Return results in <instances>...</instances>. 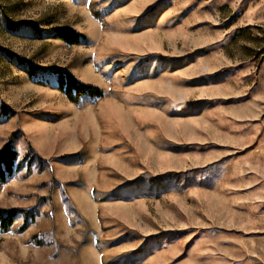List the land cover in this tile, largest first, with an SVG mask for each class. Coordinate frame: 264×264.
<instances>
[{
	"label": "rangeland",
	"instance_id": "374dc122",
	"mask_svg": "<svg viewBox=\"0 0 264 264\" xmlns=\"http://www.w3.org/2000/svg\"><path fill=\"white\" fill-rule=\"evenodd\" d=\"M13 132L0 264H264V0H0Z\"/></svg>",
	"mask_w": 264,
	"mask_h": 264
},
{
	"label": "trees",
	"instance_id": "16d2710c",
	"mask_svg": "<svg viewBox=\"0 0 264 264\" xmlns=\"http://www.w3.org/2000/svg\"><path fill=\"white\" fill-rule=\"evenodd\" d=\"M54 35L60 38L64 42L74 45L80 44L86 39L84 33L77 31L76 29L61 26L53 29ZM57 76V88L71 101L79 103L80 100L85 97L101 98L104 96V89L100 86L85 83L80 81L72 72L68 70L58 69L54 71ZM33 71L30 70L32 76ZM3 112H6L3 109ZM16 135L13 132L9 141L0 149V179L3 182L7 181L9 176H12L14 172L21 167V161L16 163L19 158L18 150H16L12 144V139ZM26 158V157H24ZM31 160L27 166V173H31ZM30 209L22 207H3L0 206V232L6 233L12 230L15 224V218L19 214H24V221L18 228V232H24L28 229L31 222L34 221L35 216L30 215Z\"/></svg>",
	"mask_w": 264,
	"mask_h": 264
},
{
	"label": "crops",
	"instance_id": "0c3cea01",
	"mask_svg": "<svg viewBox=\"0 0 264 264\" xmlns=\"http://www.w3.org/2000/svg\"><path fill=\"white\" fill-rule=\"evenodd\" d=\"M5 142L6 141H2V142L0 141V149L4 146ZM19 152H21L20 154H22V155L24 154L22 151H19ZM45 156H51V154H48V155H45Z\"/></svg>",
	"mask_w": 264,
	"mask_h": 264
}]
</instances>
